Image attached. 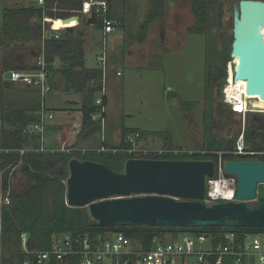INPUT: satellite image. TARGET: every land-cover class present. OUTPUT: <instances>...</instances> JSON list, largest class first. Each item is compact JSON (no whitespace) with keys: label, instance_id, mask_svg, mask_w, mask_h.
I'll return each mask as SVG.
<instances>
[{"label":"trees","instance_id":"obj_1","mask_svg":"<svg viewBox=\"0 0 264 264\" xmlns=\"http://www.w3.org/2000/svg\"><path fill=\"white\" fill-rule=\"evenodd\" d=\"M59 0H45V4L40 6L37 2H32L28 6L5 8L2 11V27L0 28V48L5 54L3 59L2 70L17 69L14 56L18 50H30L32 54L40 52L43 45L44 18L59 13L58 18L63 16L60 10L75 11L80 10L85 0H69V7L55 8L54 5ZM190 2L193 14L197 24L192 28L190 33L211 34L212 27L210 23V13L205 8L208 4L214 5L213 0H187ZM110 7H111V0ZM202 5V6H201ZM56 11H54V10ZM206 9V10H205ZM163 11L154 7L151 9V15L148 21H145L143 27L147 33L149 24L153 20L162 17ZM108 20H116L112 10L107 14ZM217 21L214 17L213 24ZM94 26L102 30V20H96ZM121 26V23L118 25ZM143 32V29H142ZM82 31L76 32V29H68L60 37L55 39L50 35L44 41L46 61L48 69L51 72L54 55L62 49L79 48L73 60L72 66L76 65L83 68V73L88 75V85L79 87L80 81L75 74L68 78L70 86L68 89L77 91L85 90L84 98L81 103L80 111L82 113V129L86 130L93 122L92 115L100 111L96 106L95 94L98 91V84L102 78V70L84 69V50L82 49L83 39ZM85 34V33H84ZM209 40L212 37L209 35ZM214 40V39H213ZM140 43L145 41V36L139 38ZM211 42V45H213ZM216 43V42H214ZM233 43V35H229L225 42L224 50L219 52L215 48L211 52L212 57L218 58L220 64L207 63L209 71L208 80L211 81L213 70L215 76L214 82L223 80L219 87V95H222V88L225 78L228 75L227 63L231 61L230 53ZM69 53V52H68ZM29 70V69H23ZM208 92V89H206ZM211 93V91H209ZM210 98V97H209ZM207 96V100L209 102ZM106 97L104 105L106 107ZM207 102V103H208ZM205 113V118L210 121L213 115V108L209 104ZM191 109L190 107L187 110ZM263 109V108H262ZM9 131L1 133L0 140V187L4 192L9 189L14 174L12 168L20 166L26 184L22 187V192L11 191L9 195V204H2L0 207V250L4 255L2 264H24L26 259H33V254H27L22 244V235L28 239V248L32 252L47 251L51 248L53 242L64 234L72 236L77 235H95L105 230L111 232L123 233L126 237L131 238L141 248L147 249L153 246L155 238L165 242L166 240H177L185 234L197 235L199 233H222L226 231H235L238 233L240 240H243L247 234L264 233V228H187L179 229L176 227H128V228H97L93 226L87 208H72L66 204V180L69 176L68 163L73 157L80 160H89L105 164L108 168L116 172H122L125 161L131 156L125 154L112 153H86L81 152H42L37 151L40 147V136L31 132L29 125L39 123V118L29 120L23 117V113H13L12 117L7 118ZM213 123H209L212 128ZM130 133L129 129L123 128L122 142L120 148L127 147L125 139ZM210 133V131H209ZM203 149L207 151H231L236 147V141H221L214 137H209ZM245 140L252 150H264V133L253 131L251 129L245 132ZM24 150V153L20 151ZM9 151V152H7ZM133 157V156H132ZM153 158L165 160H208L214 159V155L202 156L195 154L191 157L187 155L164 154ZM225 160H240L239 157L224 155ZM261 192H264V187ZM79 257H69L59 263L56 260L48 264H79Z\"/></svg>","mask_w":264,"mask_h":264},{"label":"rangeland","instance_id":"obj_2","mask_svg":"<svg viewBox=\"0 0 264 264\" xmlns=\"http://www.w3.org/2000/svg\"><path fill=\"white\" fill-rule=\"evenodd\" d=\"M37 1L0 0V28L3 20L1 13L5 7H13L17 3L23 7ZM238 2L239 0L225 2L222 23L219 27L213 28V34H209L210 36L219 35L222 41L224 36L232 34L233 10ZM112 3L115 17L123 19L125 25L117 26L113 32L104 37L101 29L90 26L85 19L84 27L92 32L89 39L94 49L84 53L86 66L92 69H100L96 61L97 55L104 52L107 55L108 63L103 78L108 99L107 127L108 131L112 132L111 137L114 143H120L121 134L125 128L129 129L130 133L140 132L141 137L138 140L144 146L201 151L209 140V136H206L209 131H213L215 138L218 139L216 135L221 136L222 132H226L230 126L237 125V134L232 139L236 141L240 131L248 128L249 119L252 118L253 113L246 116L236 114L222 97L220 98L221 106L218 105L219 108L214 110L210 118L213 123L212 128H209L210 121L204 116L207 104L204 89L208 63L206 51L209 47L207 35L186 34V29L183 28L182 31L185 34L183 42L176 41L172 45L161 47L162 53L153 55L149 58L150 60L144 61L141 54L136 51L129 57L130 47H137L140 43L139 38L146 36V30L143 27L146 25L144 22L150 18L152 0H112ZM181 4L186 15L189 16L186 27L193 26L194 20L188 3H182L180 0L167 4L166 17L171 19L172 14ZM54 7H69V0H59ZM58 14L53 12V15L48 16L47 19H56ZM160 23L159 21L154 24L155 32L151 37L149 34L151 41H148V46L153 50L156 49L154 46L159 41L156 34H159L161 30ZM117 71H121L122 76H117ZM231 73L234 85L232 69ZM4 84L0 81L3 90L6 87ZM244 89L246 90V86ZM246 95L249 108L263 112L264 100H258L257 96H250L247 93ZM100 96V92L97 91L95 97ZM189 107L190 111L186 110ZM117 123H121L123 127H118ZM105 137L106 126L104 140ZM11 171L14 174L12 176L13 190L22 192V187L26 184L22 171L16 167ZM263 187L264 185H259V193H262ZM4 197L5 192L0 187V207ZM3 257L0 250V264Z\"/></svg>","mask_w":264,"mask_h":264},{"label":"water","instance_id":"obj_3","mask_svg":"<svg viewBox=\"0 0 264 264\" xmlns=\"http://www.w3.org/2000/svg\"><path fill=\"white\" fill-rule=\"evenodd\" d=\"M94 21L95 17L87 20ZM263 29L264 0H239L233 10L230 53L234 81H245L246 93L258 100H264ZM38 56L34 54L33 68ZM11 76V71L5 73V79ZM224 169L237 178L239 202L208 205L203 200L207 178L215 175L214 160L130 158L123 171L116 172L103 163L73 157L68 163L66 204L87 208L97 228H264V192H258L264 185V160H226Z\"/></svg>","mask_w":264,"mask_h":264},{"label":"built area","instance_id":"obj_4","mask_svg":"<svg viewBox=\"0 0 264 264\" xmlns=\"http://www.w3.org/2000/svg\"><path fill=\"white\" fill-rule=\"evenodd\" d=\"M38 4L43 6L45 0H38ZM110 10L111 7L108 0H85L80 10H60L63 16L56 19L44 18L43 41L48 38L45 34L48 30L58 40L63 31L77 29L78 26L84 24L85 19L88 20L92 17H95V21L102 20V34L106 37L119 25L116 20H108L107 14ZM70 17L76 19L75 25L68 26L69 23L65 22ZM55 20L61 21L62 26L59 28L55 27ZM48 23H50L49 27ZM94 23L88 24L94 26ZM96 61L104 74L108 63L105 52L98 55ZM232 63V61L229 62L226 84L222 90L225 103L238 115L246 116L247 114L259 112L246 107L243 110H238L235 103L236 100L229 93V88L233 85L231 81ZM7 71H11L12 76L10 79L5 80L12 83H21L37 90L42 100L46 99L52 90L50 83L51 72L48 69L44 44L39 52L35 68L29 70H5L4 72L6 73ZM103 74L97 86L101 96L96 98V106L100 107V111L92 115V120L101 123L104 134L106 124L104 97H106V88ZM117 75L120 76L121 72H118ZM38 115L40 122L34 125V130L42 134L45 121L51 119L52 115L46 114L43 105ZM245 132V129L240 131L236 139V147L231 151L170 150L161 147L144 146L138 140L141 137L140 132H135L127 135L125 139L127 147L125 148L107 147L104 145L105 140L103 139L101 147L93 151L79 149L78 152H81V154L89 152L96 154H125L126 156H131L130 158H153L164 154L187 155L189 157L195 154L202 156L214 155V159L208 160L216 162V171L213 177L207 178V192L203 202L208 205L221 202H239L237 199V178L225 173L224 163L226 160L224 155L229 154L239 157L241 158L240 160H264V150H252L247 145ZM73 151L72 149L65 150L67 153ZM20 152L24 153L25 151L21 150ZM9 201V194L5 192L2 204H9ZM21 238L25 252L34 255L33 259H26L24 264H48L53 260L61 263L66 258L76 256L80 259L79 264H264V233L247 234L243 240H240L238 233L235 231L199 233L197 235L185 234L180 239L173 241L163 242L155 238L153 246L144 249L123 233L105 230L93 236L90 234L77 236L64 234L53 242L49 250L35 253L30 251L27 246V236L24 234Z\"/></svg>","mask_w":264,"mask_h":264},{"label":"crops","instance_id":"obj_5","mask_svg":"<svg viewBox=\"0 0 264 264\" xmlns=\"http://www.w3.org/2000/svg\"><path fill=\"white\" fill-rule=\"evenodd\" d=\"M111 10L113 13V3L111 0ZM114 17L115 14L113 13ZM118 23L121 25H125L124 20L120 17H115ZM156 23V22H155ZM48 27L50 23L47 24ZM55 27H57V23L55 20ZM152 30V28L150 29ZM84 32L81 33V37L83 39L82 49L86 51H91L94 49V45L90 41V37L92 36V32L89 29H76V32ZM151 31H149L150 33ZM65 31H63V34ZM46 36L52 35V32L46 31ZM148 41H151L150 38L147 39L143 43H138L137 47H130L132 55L136 51H143L144 49H149ZM44 44V41H43ZM152 51L153 55L162 53V49L159 44L154 46ZM151 48V47H150ZM79 48L71 49H62L60 52L56 53L54 57V62L52 63V69L50 74V83L52 90L46 99L42 100L40 93L24 84L21 83H12L5 80V72L1 68H3V59L5 54L3 51L0 57V81L5 83L6 87L4 90L0 86V140L1 133L5 131H9L8 123L6 122L7 118L12 117L13 113H23V117L34 120L39 118V111L43 108L47 115H52L51 119H47L44 123V132L42 134L38 133L34 130L33 123L29 125V129L31 132H35L40 136V149L37 151L42 152H65V150L72 149L75 152H78L79 149H87L89 151H93L103 145L104 134L102 131V126L99 121H93L91 126L86 130L82 129L81 117L82 113L80 111L81 103L84 98L85 90L77 91L74 89H68L70 86V82H68V78L70 75L75 74L80 81L79 87L88 85V75L84 74L83 68L76 65L72 66L73 60L71 59L73 56H77L79 52ZM150 50V49H149ZM69 52V53H68ZM98 56V55H97ZM17 57V59H16ZM152 57L150 55H146L145 57H141L144 61L150 60ZM84 59V69L85 70H93L86 66L85 53L83 55ZM15 64L17 69H31L35 65L34 54L31 53L30 50H18L14 56ZM99 70V69H98ZM101 70V69H100ZM121 72V71H117ZM118 76V75H117ZM122 76V73L121 75ZM6 96V97H5ZM106 110H105V119H106V137L104 145L107 147H118L122 142V134L121 141L119 144L114 143L113 137H111V131H108V99H106ZM117 126L123 127L122 124H118ZM16 168H20V166H16Z\"/></svg>","mask_w":264,"mask_h":264},{"label":"flooded vegetation","instance_id":"obj_6","mask_svg":"<svg viewBox=\"0 0 264 264\" xmlns=\"http://www.w3.org/2000/svg\"><path fill=\"white\" fill-rule=\"evenodd\" d=\"M109 1V0H108ZM177 2L178 0H152V3H151V9H154V7H157L158 9H160L161 11L164 12L163 16L156 19V20H153L152 22H150L149 24V29L146 33V36H145V39H149V34H150V37L152 36V33L155 32V22H161L160 23V32L159 34H156V37L157 39H159L158 43L160 45V47H164L166 45H172L174 44L176 41H184L185 37H184V33H183V28L186 29V34H190V30L192 28H194V26L197 24V20L193 14V11H192V7H191V4L189 1L187 0H180L182 3H188L189 5V8H190V11H191V16H192V19L194 20V25L193 26H190V27H186L188 21H189V16L186 15V12L183 10V4H181L180 7H178V9H176L174 11V13L172 14L171 16V19L170 18H167L166 17V12H167V4L169 5V2ZM215 1V4L214 5H207L205 6V8L209 11L210 13V25L212 27V31H213V28L215 27H219L222 23V18L225 14V2H227L228 0H213ZM32 3V2H31ZM35 3V2H34ZM202 6V5H201ZM13 7H20L19 3H17L16 5H14ZM13 7H9V8H13ZM185 7V6H184ZM5 8H8V7H5ZM4 8V9H5ZM3 9V10H4ZM205 9V10H206ZM2 15V13H1ZM214 17L217 19V21L213 24V19ZM152 28V30H150ZM149 31H151V33H149ZM211 34H213V32H211ZM206 35V34H205ZM213 36V35H212ZM211 36V37H212ZM227 37L228 36H224V39H222V41L220 40L219 38V35H215V37H212V40L210 41L209 40V35L207 34V45L209 46L207 48V51H206V57H207V60L208 62H210L211 64H220V61L218 60V58H214L212 57L211 55V52L215 50V48H217V50L219 52L223 51L224 50V46H225V42L227 40ZM182 38V39H181ZM214 39V40H213ZM214 41L216 43L213 42V45H211V42ZM161 48V49H162ZM150 49V50H149ZM149 49H144L143 51H139V54H141L140 56L143 58L145 57L146 55H150V56H153V48H150ZM232 61V59H231ZM230 61V62H231ZM228 66H229V62L227 63V72H228ZM208 70V69H207ZM206 70V83L204 85V89H205V92H206V89H208V92H206V99H207V96L209 98V102L207 100V104H206V109L209 108V104H211L212 108H213V114H214V110L216 108H219L218 105L221 106V99L220 98H224L223 94L220 96L218 93H219V87H220V84L223 80H221L220 82H214L213 81V78L215 76V71L213 70V75L211 77V81L208 80L209 78V71ZM233 70V69H232ZM226 79L227 77L224 79L225 80V83L224 85L226 84ZM231 80H232V73H231ZM223 85V87H224ZM223 90V88H222ZM211 91V93L209 92ZM204 111V116H205V113H206V110ZM187 110V109H186ZM190 111V109L188 110ZM264 117L262 115H255L253 114L252 115V118L249 119V126L248 128H245V130H253V131H257V132H261V133H264ZM237 131H238V126H230L227 131L225 132H222L221 136H218V140H221V141H228V140H232L233 137L237 134ZM213 132V131H212ZM210 132L209 134H206V136L208 135L209 137H214L215 138V134L213 132ZM226 133V134H225ZM11 191H14L16 192L15 190H13V185L12 183L10 184L9 186V189L6 191L9 195H10V192Z\"/></svg>","mask_w":264,"mask_h":264},{"label":"bare ground","instance_id":"obj_7","mask_svg":"<svg viewBox=\"0 0 264 264\" xmlns=\"http://www.w3.org/2000/svg\"><path fill=\"white\" fill-rule=\"evenodd\" d=\"M71 22L72 23L68 24V26L75 25L76 19L72 20ZM56 23H57V28L62 26V22L61 21H57L56 20ZM63 26H64V24H63ZM262 39H263V45H264V29H263ZM233 63H234V61H233ZM232 71H233V80H234V69ZM244 86H246V82L245 81H238V82H235L234 85H231V87L229 88V93L234 98V100H236L235 103L237 104L238 110H243L245 107L247 109H251L248 106V101L249 100H247L246 90L244 89ZM251 98H253V97H251ZM251 110H254V109H251ZM262 111L264 112V110H262ZM259 112H261V111H259Z\"/></svg>","mask_w":264,"mask_h":264}]
</instances>
